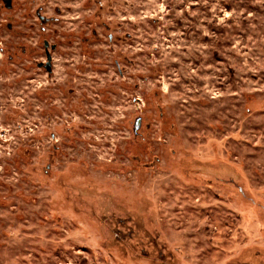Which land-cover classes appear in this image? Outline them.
I'll return each instance as SVG.
<instances>
[{
    "label": "rangeland",
    "instance_id": "obj_1",
    "mask_svg": "<svg viewBox=\"0 0 264 264\" xmlns=\"http://www.w3.org/2000/svg\"><path fill=\"white\" fill-rule=\"evenodd\" d=\"M0 264H264V0H0Z\"/></svg>",
    "mask_w": 264,
    "mask_h": 264
}]
</instances>
